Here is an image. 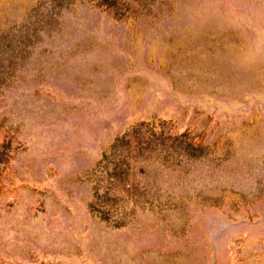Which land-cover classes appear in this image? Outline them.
I'll return each instance as SVG.
<instances>
[{
	"label": "rangeland",
	"instance_id": "obj_1",
	"mask_svg": "<svg viewBox=\"0 0 264 264\" xmlns=\"http://www.w3.org/2000/svg\"><path fill=\"white\" fill-rule=\"evenodd\" d=\"M0 264H264V0H0Z\"/></svg>",
	"mask_w": 264,
	"mask_h": 264
}]
</instances>
